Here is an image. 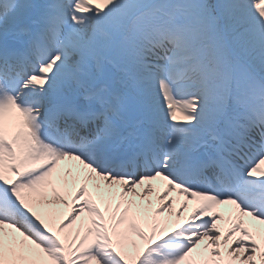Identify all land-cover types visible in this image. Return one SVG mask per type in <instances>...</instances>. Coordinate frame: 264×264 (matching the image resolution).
<instances>
[{
	"label": "snow or ice",
	"instance_id": "6c2138e0",
	"mask_svg": "<svg viewBox=\"0 0 264 264\" xmlns=\"http://www.w3.org/2000/svg\"><path fill=\"white\" fill-rule=\"evenodd\" d=\"M0 264H264V0H0Z\"/></svg>",
	"mask_w": 264,
	"mask_h": 264
},
{
	"label": "bare ground",
	"instance_id": "6f19581e",
	"mask_svg": "<svg viewBox=\"0 0 264 264\" xmlns=\"http://www.w3.org/2000/svg\"><path fill=\"white\" fill-rule=\"evenodd\" d=\"M154 183L156 184V186L158 187V189H162V188L164 187V182L157 181V182H154ZM172 195L176 198V200H178V201L176 202V205H177V207H179L180 203H181L182 201H184L185 198L182 197V196H179L178 193H176V192H173ZM150 198L153 200V205H152V207L154 208V207L156 206V204L158 203V201H156V199H155V195H153V196L150 197ZM77 203H78V202H77ZM58 207H59V209L61 210V212H64V213H66L67 211L70 210L69 208H66V207H64L63 205H58ZM191 207H192V205H191V203H190V204H189V210H188V211L191 210ZM231 207H232V206H230V205L220 206L218 211H221L222 213H224L225 215H227L228 212L231 210ZM186 212H187V211H186ZM166 215H167V213H165V216H166ZM186 215H187V213H186ZM172 219L175 220V217H173ZM181 222H183V217H181ZM77 223H79V221H78ZM169 226H170V225H169ZM170 229H171V226L168 228V230H170Z\"/></svg>",
	"mask_w": 264,
	"mask_h": 264
},
{
	"label": "rangeland",
	"instance_id": "374dc122",
	"mask_svg": "<svg viewBox=\"0 0 264 264\" xmlns=\"http://www.w3.org/2000/svg\"><path fill=\"white\" fill-rule=\"evenodd\" d=\"M178 200H176L177 202ZM174 208H178L177 205H174ZM187 212H185L186 215ZM171 226V225H170ZM168 226V228L170 227ZM145 231L147 232V228H145ZM131 241H135L138 244L143 245L144 241L140 240V238L138 236H136L134 233H130V241H129V245H128V251L129 252H135V249L131 246Z\"/></svg>",
	"mask_w": 264,
	"mask_h": 264
}]
</instances>
